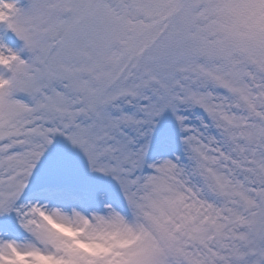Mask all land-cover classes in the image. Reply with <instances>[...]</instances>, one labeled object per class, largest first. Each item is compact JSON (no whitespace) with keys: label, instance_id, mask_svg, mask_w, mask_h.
I'll use <instances>...</instances> for the list:
<instances>
[{"label":"snow or ice","instance_id":"obj_1","mask_svg":"<svg viewBox=\"0 0 264 264\" xmlns=\"http://www.w3.org/2000/svg\"><path fill=\"white\" fill-rule=\"evenodd\" d=\"M0 264H264V0H0Z\"/></svg>","mask_w":264,"mask_h":264}]
</instances>
